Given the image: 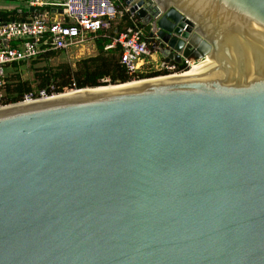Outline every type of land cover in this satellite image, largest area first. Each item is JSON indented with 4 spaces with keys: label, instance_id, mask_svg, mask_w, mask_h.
Wrapping results in <instances>:
<instances>
[{
    "label": "water",
    "instance_id": "95a60500",
    "mask_svg": "<svg viewBox=\"0 0 264 264\" xmlns=\"http://www.w3.org/2000/svg\"><path fill=\"white\" fill-rule=\"evenodd\" d=\"M145 1L212 64L1 107L0 264H264V0Z\"/></svg>",
    "mask_w": 264,
    "mask_h": 264
},
{
    "label": "built area",
    "instance_id": "2783aa9c",
    "mask_svg": "<svg viewBox=\"0 0 264 264\" xmlns=\"http://www.w3.org/2000/svg\"><path fill=\"white\" fill-rule=\"evenodd\" d=\"M0 1L4 2V0ZM10 1L20 3L22 7L14 9L17 13L27 12V15L23 19L13 20H3L0 17V108L59 94L53 91L47 92L46 89H33L25 93L21 100L7 102L6 76L15 63H24L25 66H29L32 60L47 56L49 58L50 52H60L67 61L72 58L78 59L85 53L94 51V40L99 36L105 37L113 29L118 33L104 46V49L108 50L119 46L121 49L120 61L130 72H140L143 75L147 73L145 69L143 70L144 64L142 63L145 56L159 62L158 69L167 70V73L162 75L187 71L194 63V61L184 59L182 65H185V69L181 70H177L176 65H162L158 53L151 47L154 37L144 34V26L130 11V7L136 1L127 7L134 0ZM110 7H112L111 11ZM143 7L147 12L157 9L152 0H146ZM161 14L162 12L159 11L156 13V17ZM118 23H120V29L116 26ZM4 39L7 40L6 46L2 44ZM11 41L15 44L10 45ZM71 66L74 68L75 62ZM101 81L108 82L109 80L106 78ZM77 89L79 88H76L73 83L72 87L64 92Z\"/></svg>",
    "mask_w": 264,
    "mask_h": 264
},
{
    "label": "trees",
    "instance_id": "16d2710c",
    "mask_svg": "<svg viewBox=\"0 0 264 264\" xmlns=\"http://www.w3.org/2000/svg\"><path fill=\"white\" fill-rule=\"evenodd\" d=\"M14 8L11 10H0V17L3 20H13L23 19L27 15V12L17 13ZM116 26L120 29V23ZM117 33L113 29L105 37H97L94 40V53L76 59L74 68L67 60H58L54 63L52 61L53 59L64 56L60 52H50L49 58L47 56L46 58L32 60L29 66L33 70V78L25 79L22 77L24 63H15L14 67L8 71L6 76V101H19L25 93L33 89H46L47 92L53 91L60 93L71 88L73 83H75L76 88L95 87L108 83H124L134 79L153 77L167 73V70L164 68L147 72L144 75L140 72H130L120 61L121 49L119 46L108 50L104 49V46ZM14 44L13 41L10 42V45ZM176 68L177 70L185 69V65H176ZM106 78H108V82L101 81Z\"/></svg>",
    "mask_w": 264,
    "mask_h": 264
},
{
    "label": "rangeland",
    "instance_id": "374dc122",
    "mask_svg": "<svg viewBox=\"0 0 264 264\" xmlns=\"http://www.w3.org/2000/svg\"><path fill=\"white\" fill-rule=\"evenodd\" d=\"M14 7H18V8H20V7H22L21 5H20V3H18V2H15V1H10V0H4V2H2V1H0V10H11L12 8H14ZM94 51H95V49H94ZM94 51H92L91 53H85L84 55H82V56H85V55H90V54H93L94 53ZM145 58V60L147 61L146 62V64L143 66V70L145 69V72H152L153 70H158V69H155V67H154V65H155V63H157V62H154V61H152V60H150V58L149 57H147V56H145L144 57ZM154 59V58H153ZM58 60H62V61H64V60H66L65 59V57H61L60 56V58L58 57V59H53L52 61L54 62V63H56ZM75 60L76 59H74V58H72L70 61H68L70 64H72V63H74L75 62ZM51 61V62H52ZM157 67H159V66H157ZM23 73H22V77L23 78H28V79H32L33 78V70L30 68V66H24L23 68ZM179 74V73H178ZM177 74V75H178ZM182 74V73H181ZM176 75V74H175ZM146 78H149V77H146ZM143 79V78H142Z\"/></svg>",
    "mask_w": 264,
    "mask_h": 264
},
{
    "label": "bare ground",
    "instance_id": "6f19581e",
    "mask_svg": "<svg viewBox=\"0 0 264 264\" xmlns=\"http://www.w3.org/2000/svg\"><path fill=\"white\" fill-rule=\"evenodd\" d=\"M211 64H212V61H209L208 58L205 57L201 61L192 63L188 71H186L182 74H178V75L190 76V75H193L195 73L202 72V71L206 70ZM176 75L173 74V75H169V76H165V77H161V78H171V77H174ZM134 84H137V82H130L127 84H121V85H117V86H113V87L108 86V88H124V87H128V86H132ZM108 88L103 87V88H98V90L108 89ZM92 90H96V89H92ZM79 93H81V92L78 90V91H72L69 94L74 95V94H79Z\"/></svg>",
    "mask_w": 264,
    "mask_h": 264
},
{
    "label": "crops",
    "instance_id": "0c3cea01",
    "mask_svg": "<svg viewBox=\"0 0 264 264\" xmlns=\"http://www.w3.org/2000/svg\"><path fill=\"white\" fill-rule=\"evenodd\" d=\"M148 57V56H147ZM154 57V56H153ZM155 59H156V57H155ZM150 60H152V61H154V62H157L156 60H154V59H151L150 58ZM146 60H145V58L142 60V63L145 65L146 64ZM159 65V62H157V63H155V65H154V67H155V69H158V66Z\"/></svg>",
    "mask_w": 264,
    "mask_h": 264
},
{
    "label": "clouds",
    "instance_id": "9594fccd",
    "mask_svg": "<svg viewBox=\"0 0 264 264\" xmlns=\"http://www.w3.org/2000/svg\"><path fill=\"white\" fill-rule=\"evenodd\" d=\"M157 76H159V75H157Z\"/></svg>",
    "mask_w": 264,
    "mask_h": 264
}]
</instances>
